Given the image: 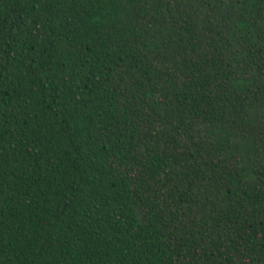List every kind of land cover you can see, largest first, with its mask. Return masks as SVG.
Here are the masks:
<instances>
[{
  "label": "trees",
  "instance_id": "16d2710c",
  "mask_svg": "<svg viewBox=\"0 0 264 264\" xmlns=\"http://www.w3.org/2000/svg\"><path fill=\"white\" fill-rule=\"evenodd\" d=\"M0 264H264V0H0Z\"/></svg>",
  "mask_w": 264,
  "mask_h": 264
}]
</instances>
